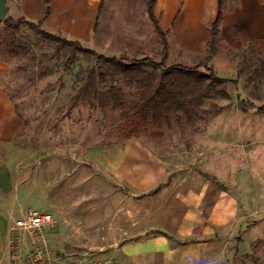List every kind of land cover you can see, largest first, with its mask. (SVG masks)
Returning a JSON list of instances; mask_svg holds the SVG:
<instances>
[{
    "label": "rangeland",
    "instance_id": "1",
    "mask_svg": "<svg viewBox=\"0 0 264 264\" xmlns=\"http://www.w3.org/2000/svg\"><path fill=\"white\" fill-rule=\"evenodd\" d=\"M130 1L131 10L129 7L116 15L120 2L105 0L92 40L80 44L106 57H147L159 62L161 45L146 18L145 1L123 3ZM140 8L146 23L140 20ZM6 34L0 21V43ZM13 44L15 53L0 49V63L5 66L0 88L25 126L17 140L24 147V159L14 166L15 192L10 197L16 214L9 242L12 264H22L31 252V237L17 223L34 213H47L53 218V228L43 230V235L54 259L89 264L114 260L120 235L127 229L125 216L130 203L126 200V180L132 160L126 155L121 172L125 182L106 171L98 160L107 153L111 155L116 146L124 147L127 154L136 152L146 158L144 163L147 161L151 169H167L174 176V188L184 195L205 187V206L227 188L237 198L240 216L245 218L236 221L240 225L234 224L231 234L227 232L229 254L218 264H264V193L250 197L247 183L253 169L257 183L262 184L264 157L247 159L241 153L248 150L240 151L241 145L252 143L249 150L254 157L264 155V110L257 112L264 107V46H249L242 53L232 54L238 59V80L237 86H226L227 99L209 92L190 120L172 122L156 136L142 131L124 140L118 111L90 110L84 104L69 109L71 98L95 65L92 56L77 54L64 71L67 50H57L53 43L26 28L19 29ZM218 49L224 50L220 45ZM165 64L172 62L167 60ZM119 86L125 100L135 98L134 89L121 83ZM237 96L252 107L240 109ZM139 165L143 167V161L138 160L141 168ZM208 169L220 176L227 171L229 179L239 176L246 185L233 187L224 182L225 188L208 174ZM184 195L180 199L191 198ZM170 200H165L167 211L180 213V201Z\"/></svg>",
    "mask_w": 264,
    "mask_h": 264
},
{
    "label": "crops",
    "instance_id": "2",
    "mask_svg": "<svg viewBox=\"0 0 264 264\" xmlns=\"http://www.w3.org/2000/svg\"><path fill=\"white\" fill-rule=\"evenodd\" d=\"M5 1L4 18L41 21L44 31L79 43L92 40L105 3V0H50L48 14L44 17V0ZM118 1L116 15L121 11L127 12L129 7L131 10L132 1L128 4H124L123 0ZM138 1H145L146 13V0ZM216 12V0H155L153 14L165 34L167 60L172 64L191 67L195 60L203 58ZM146 18L149 21L147 14ZM144 19L141 9L140 20L146 23ZM151 29L153 31L152 25ZM263 39L264 4L258 0H224L219 26V45L224 50L217 49L209 63L215 75L236 80L234 86H237L238 59L232 54L242 53L249 46L260 44ZM4 72L5 66L0 63V74ZM24 130V123L16 114L7 94L0 88V264H12L9 242L16 214L10 197L15 192L14 166L23 163L24 159V147L17 143ZM251 145L244 143L240 146V151L248 150L246 154L241 153L243 156L246 155L247 159L264 157L263 154L254 157V153L249 150ZM126 155L132 160L128 179H125L128 192L126 200L130 206L125 216L127 229L120 235V247L114 255L115 264H218L227 259L230 247L227 232L231 234L234 224L240 225L236 221H241L245 216H240L237 198L228 192L223 183L242 187L246 180H240L239 176L229 179L228 175L231 174L227 171L220 176L208 169V174L214 176L216 181H221L226 190H220L211 203L205 206V187L195 194L184 195L174 188V182L171 183L174 176L167 169H151L147 161L144 163L146 158L136 152L127 154L122 146H116L111 155L107 153L98 161L106 171L124 181L121 172L125 168ZM138 160L143 161V167H138ZM255 172L252 169L247 176L252 198L260 196V191L264 193V180L262 184L257 183ZM183 195L191 198L188 201L180 199ZM171 198L180 201V213L167 211L165 200Z\"/></svg>",
    "mask_w": 264,
    "mask_h": 264
},
{
    "label": "trees",
    "instance_id": "3",
    "mask_svg": "<svg viewBox=\"0 0 264 264\" xmlns=\"http://www.w3.org/2000/svg\"><path fill=\"white\" fill-rule=\"evenodd\" d=\"M50 0H44L45 13L48 14ZM264 4V0H258ZM217 12L210 26V39L205 56L191 67L180 64L166 65L168 45L165 34L160 30L153 14L155 0H146V14L155 35L161 45V60L155 62L150 58L129 59L125 55L106 57L83 47L78 41L68 40L52 35L41 28V21L29 22L24 18L5 17L1 24L7 31V37L0 43V49L15 53V35L21 27L35 33L41 39L53 43L57 50H67V57L62 64L68 70L77 54L90 55L95 65L90 68L75 95L71 98L69 109L84 104L90 110L118 111L121 124L119 132L126 140L139 132L151 131L156 136L170 127L172 122L180 124L183 118L190 120L209 92L221 99H227L226 86L236 85V80L219 78L209 63L216 54L219 45V26L223 16L224 0H216ZM264 46V39L260 42ZM135 90V98L125 100L119 84ZM237 104L242 110L251 104L237 96ZM264 107L257 112H263ZM240 242V239H237Z\"/></svg>",
    "mask_w": 264,
    "mask_h": 264
},
{
    "label": "built area",
    "instance_id": "4",
    "mask_svg": "<svg viewBox=\"0 0 264 264\" xmlns=\"http://www.w3.org/2000/svg\"><path fill=\"white\" fill-rule=\"evenodd\" d=\"M18 228L27 231L31 237V252L22 264H89L83 260L54 259L50 256L43 235V230L53 228L50 214H29L27 220L17 223ZM94 264H115L113 258H106Z\"/></svg>",
    "mask_w": 264,
    "mask_h": 264
},
{
    "label": "water",
    "instance_id": "5",
    "mask_svg": "<svg viewBox=\"0 0 264 264\" xmlns=\"http://www.w3.org/2000/svg\"><path fill=\"white\" fill-rule=\"evenodd\" d=\"M6 13V1L0 0V21L4 19Z\"/></svg>",
    "mask_w": 264,
    "mask_h": 264
}]
</instances>
